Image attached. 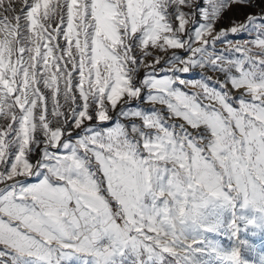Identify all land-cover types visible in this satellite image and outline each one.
Returning a JSON list of instances; mask_svg holds the SVG:
<instances>
[{
    "label": "snow or ice",
    "instance_id": "snow-or-ice-1",
    "mask_svg": "<svg viewBox=\"0 0 264 264\" xmlns=\"http://www.w3.org/2000/svg\"><path fill=\"white\" fill-rule=\"evenodd\" d=\"M0 264H264V0H0Z\"/></svg>",
    "mask_w": 264,
    "mask_h": 264
}]
</instances>
